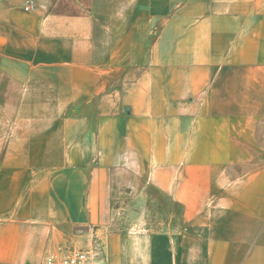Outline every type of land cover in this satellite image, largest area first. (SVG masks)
<instances>
[{"label": "crops", "instance_id": "1", "mask_svg": "<svg viewBox=\"0 0 264 264\" xmlns=\"http://www.w3.org/2000/svg\"><path fill=\"white\" fill-rule=\"evenodd\" d=\"M95 241L264 264V0H0V264Z\"/></svg>", "mask_w": 264, "mask_h": 264}, {"label": "built area", "instance_id": "2", "mask_svg": "<svg viewBox=\"0 0 264 264\" xmlns=\"http://www.w3.org/2000/svg\"><path fill=\"white\" fill-rule=\"evenodd\" d=\"M27 6L30 9L33 5ZM42 264H109L104 245L98 241L89 248L69 246L44 256Z\"/></svg>", "mask_w": 264, "mask_h": 264}]
</instances>
